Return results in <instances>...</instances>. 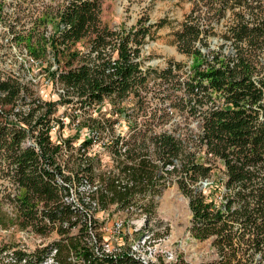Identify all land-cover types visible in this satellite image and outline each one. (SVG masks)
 I'll return each instance as SVG.
<instances>
[{"label": "trees", "instance_id": "trees-1", "mask_svg": "<svg viewBox=\"0 0 264 264\" xmlns=\"http://www.w3.org/2000/svg\"><path fill=\"white\" fill-rule=\"evenodd\" d=\"M103 1L63 0L44 6L39 0L40 7L26 15L30 29L24 25L14 41L36 61L52 58L45 71L62 87V101L83 111L82 127L107 133L125 121L133 134L128 139L113 136L107 145L113 167L98 173L100 158L88 153L99 137L85 138L78 147V139L55 141L51 116L58 103L34 101L26 107L34 95L26 77L0 75V229L17 228L44 239L34 250L3 241L0 264H141L127 253L106 254L92 210L119 215L140 210L150 223L157 207L154 197L166 189L171 175L189 199L192 236L213 240L219 258L209 264H262L264 76L257 58L264 52V0H195L196 8L211 7L218 22L228 11L241 9L226 34L227 40L237 42L238 54L208 59L196 46L203 42L201 19L191 15L175 33L180 52L195 60L191 76L177 81L184 85L181 99L143 95L151 82L173 81L181 65L146 67L142 48L154 34L152 25L140 20L129 31H115L103 21ZM50 24L56 29L47 37ZM107 102L111 109L102 119L94 118L92 111ZM168 111L185 121L200 118L201 150L174 133L156 131L171 119ZM216 160L224 176L219 183L213 180L207 193L201 182L212 178L216 167L211 161ZM168 165L173 170L166 177Z\"/></svg>", "mask_w": 264, "mask_h": 264}, {"label": "rangeland", "instance_id": "rangeland-1", "mask_svg": "<svg viewBox=\"0 0 264 264\" xmlns=\"http://www.w3.org/2000/svg\"><path fill=\"white\" fill-rule=\"evenodd\" d=\"M39 0H0L2 8L0 10V75L14 77H26L24 81H29L28 87L33 91V97L26 100V107L33 105L34 101L40 103H58L57 110L51 116V126L55 127L53 132V139L60 141L61 139L74 138L78 139L75 142V147L88 137H94L96 142L89 151V156L100 158V169L98 173L106 171L113 167V155L109 151V142L114 135L122 132L128 137L129 134L125 129L129 126L125 121L117 124L110 132L105 131L101 133L96 130H88L82 127L84 123L83 111L79 110L72 104H65L62 101L61 95L63 89L56 84L55 79L50 72L45 70L48 68L51 60L44 59L41 63L36 64L30 60L27 50L24 45H19L14 41L17 32L23 31V26L30 29V20L26 15L39 8ZM33 3H36L35 8ZM63 0H44V6L52 4L57 6L62 4ZM264 3V1H263ZM196 8L195 0H104L102 18L111 29L115 31L131 30L138 21L142 23L151 24L153 28V36L146 40L142 48V57L146 67H153L157 69L166 68L169 63H179L181 69L176 74V77L171 82L158 81L151 82L143 91V95L148 94L149 98L157 97L160 94H171L180 99L184 97V85H180L177 81H185L192 74V67L194 66V57L180 52L175 33L183 29V25L190 19L191 15L200 17V27L203 30L201 39L203 42H197L196 46L201 49V52L208 58L212 59L213 55L234 56L233 44L226 39L227 31L230 25L236 22V11H228L226 17L219 22L212 14L211 7L204 6L200 9ZM41 9V8H40ZM197 9V10H196ZM195 10V11H194ZM31 11V12H30ZM16 18L22 21H16ZM194 20L192 19V22ZM164 22L162 26L160 23ZM196 23V22H195ZM54 24L48 25L50 33L55 31ZM236 49V48H234ZM257 68L264 76V52L258 53ZM23 65V68H22ZM56 65L53 66L52 71L55 70ZM155 102L158 99H154ZM64 103V104H63ZM111 109L107 102L101 108L92 111L94 118L102 119L104 114ZM166 119L160 127L156 128L157 132L174 133L177 137L189 141L193 149L201 150L198 143V136L202 132V124L200 118L191 116L185 121L183 116L172 115ZM187 115V114H186ZM185 115V116H186ZM175 116V117H174ZM187 117V116H186ZM107 118H111L107 114ZM106 119V116H105ZM115 119V118H114ZM144 120L139 118L138 122L143 123ZM179 128L180 130H177ZM176 131V132H174ZM194 138V141L192 140ZM197 137V138H196ZM203 151V150H202ZM200 151L202 158L204 152ZM214 164L213 176L210 181L218 182V179L223 178L222 164L219 161H211ZM176 175H171L167 182L166 189H164L160 196H155L154 201L157 204L155 214L152 217V222L147 224L151 233V244L155 247L156 257L158 262L163 260L166 253H172L173 260H181L187 264H209L218 260L219 256L216 248L213 246V240L200 241L192 236V212L189 207V199L183 194L176 183ZM219 183V182H218ZM207 193H210V187L202 185ZM85 189V188H82ZM89 187L86 188V191ZM74 195L76 192L74 189ZM150 200V198H148ZM5 211H11V208L6 205ZM94 213V220L100 224V229L96 231L103 236L104 242L111 241L114 246H125L128 248L129 239L122 237L119 240H112L108 229L113 222L120 217H130L125 211L120 215L116 212H106L100 209L92 210ZM128 214V215H127ZM128 228V227H126ZM55 236V235H53ZM3 241H14L21 243L29 250H34L36 246L42 243L44 239L36 236L28 231H20L17 228L11 230L0 229V244ZM172 260V261H173ZM253 264H260L256 261ZM264 264V262H262Z\"/></svg>", "mask_w": 264, "mask_h": 264}, {"label": "built area", "instance_id": "built-area-1", "mask_svg": "<svg viewBox=\"0 0 264 264\" xmlns=\"http://www.w3.org/2000/svg\"><path fill=\"white\" fill-rule=\"evenodd\" d=\"M241 9H239L240 11ZM52 33H48L47 37H50ZM233 44V51L236 53L238 51L237 42L234 40L230 41ZM240 47L247 48V44L245 42L239 43ZM236 48V49H234ZM237 54L233 57H236ZM30 60L33 63L39 64L41 62L34 60L31 56ZM128 126V124L126 123ZM128 132V128L125 129ZM55 132V127L51 126V133ZM121 134L122 136H126L122 132H119L117 135ZM127 137V136H126ZM34 142L33 140H28V144L32 145ZM110 143V142H109ZM126 152V148L122 150V154ZM205 153V152H204ZM205 157V156H204ZM114 158V157H113ZM205 159V158H204ZM173 166H166L165 171L163 172L164 176L167 177V171H172ZM169 181V178L167 182ZM213 181L204 180L201 182L202 185L210 186ZM98 188V183L94 184L93 190L96 191ZM72 197L76 198L74 195V188L71 190ZM130 217H120L119 219L115 220L112 226L108 229L110 234V238L112 240H119L122 237H127L129 239V245L126 249L125 246H114L111 241H106L104 243V250L106 254L109 255H120L127 253L141 264H159L157 263L156 251L155 247L151 244V233L147 227V217L145 214L141 213L140 210L131 209L130 212L126 211ZM127 214V215H128ZM128 227V228H126ZM174 255L172 253H166L163 256V261L166 264L175 263L178 260H173ZM173 260V261H172Z\"/></svg>", "mask_w": 264, "mask_h": 264}]
</instances>
